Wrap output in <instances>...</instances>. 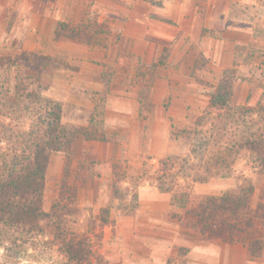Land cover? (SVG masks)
Listing matches in <instances>:
<instances>
[{
    "label": "rangeland",
    "instance_id": "374dc122",
    "mask_svg": "<svg viewBox=\"0 0 264 264\" xmlns=\"http://www.w3.org/2000/svg\"><path fill=\"white\" fill-rule=\"evenodd\" d=\"M193 1L205 13L212 11L206 6L214 7L213 30L204 25L199 44L186 48L153 40L158 52L153 61L164 60L166 64L158 68V76L146 79L141 85L135 80L139 61L144 66L153 62L138 59L130 40L122 34L121 25L127 22L128 11L136 3L143 10L145 2L163 6L165 0H0V58L16 59L23 51H29L62 58L68 65L54 68L31 86L42 100L37 103L20 98L15 88L19 71L0 66V155L11 157L22 152L32 125L37 129L41 124L46 100L61 104L62 124L72 142L52 153L44 210L49 212L59 198L62 180L69 178L71 184L84 182L86 187L79 190L75 211L67 220L76 233L90 234L94 249L103 255L106 264H115L116 260L107 259V253L118 248L115 244L128 247L129 243L121 239L117 228L103 230L101 223L107 215L104 211L109 208L110 213L116 209L125 214L137 207L133 200L135 189L131 186L123 191L127 194L126 202H112V164L119 161L131 173V169L136 172V167L147 163L151 173L157 175L161 158L150 155L151 150L166 153L176 162L188 157L190 143L175 141L171 134L174 129H192L208 107L211 95L219 91L231 94L232 109L264 104V0ZM59 19L75 23L103 21L111 31L105 38L109 45L89 47L69 40L50 41L53 23ZM176 50L187 53V58L178 64L170 60ZM181 66L186 67V72L178 71ZM96 88H101L105 95L106 120L98 139L89 141L80 131L88 126L93 105L89 91ZM141 96L155 105L153 119L140 118ZM77 168L81 169L79 174ZM256 171L251 158H242L230 175L197 183L201 189L195 190L197 184H194L191 200L196 202L207 193L220 195L235 190L244 177L256 181ZM146 183L157 188L150 181ZM136 192L139 195V186ZM173 209L181 211L178 206ZM164 222L161 225L164 228L158 230L159 238L164 240L158 256L164 258L168 243L175 255L167 258L165 264L177 261L186 264L183 259L188 246L208 243L197 233L179 229L169 220ZM176 236L180 244L170 245ZM126 260L127 264L141 261L130 253ZM0 264L67 262L49 232L40 234L26 227L0 226Z\"/></svg>",
    "mask_w": 264,
    "mask_h": 264
},
{
    "label": "trees",
    "instance_id": "16d2710c",
    "mask_svg": "<svg viewBox=\"0 0 264 264\" xmlns=\"http://www.w3.org/2000/svg\"><path fill=\"white\" fill-rule=\"evenodd\" d=\"M109 35L111 31L106 23L97 19L77 23L59 21L53 41L69 40L89 47L106 48L109 42L105 38ZM64 61L55 56L23 51L16 59L0 58V66L19 71L15 88L22 100L35 103L42 100L30 89L31 86L54 68L68 67ZM138 64L135 80L143 85L146 79L158 76V68L166 63L160 60L148 66L140 61ZM89 94L94 107L88 126L80 133L91 141L98 139L100 128L104 126L106 99L98 90L89 91ZM230 96L225 91L211 95L208 107L192 129H174L172 139L189 142L190 153L179 162L170 156L161 159L159 174H152L147 163L138 174H131L128 166L113 163L111 200L125 201L127 194L123 191L130 189L125 186L129 182L135 189L133 200L137 206V187L144 181H150L160 192L171 194L172 205L182 210L181 213H171V219L184 230L197 233L204 240L240 244L248 250L251 258L257 259L264 251V104L232 109L229 107ZM139 110V116L144 120L155 117V105L145 96L139 98ZM44 112L37 129L32 125V132L25 138L20 154L16 152L11 157L0 155V226L26 227L40 234L49 232L67 264H106L103 255L94 249L90 234L76 233L67 220L75 211L84 182L71 184L69 178L62 180L59 198L49 212L44 210L52 153L68 141L72 142L62 124L61 104L46 100ZM245 157L251 158L256 165V181L244 177L235 190L205 195L196 202L191 200L194 184L230 175L237 162ZM80 171L77 168L78 174ZM104 212L107 215L101 227L111 223L109 208Z\"/></svg>",
    "mask_w": 264,
    "mask_h": 264
},
{
    "label": "crops",
    "instance_id": "0c3cea01",
    "mask_svg": "<svg viewBox=\"0 0 264 264\" xmlns=\"http://www.w3.org/2000/svg\"><path fill=\"white\" fill-rule=\"evenodd\" d=\"M138 4L139 3H136L134 7L128 11L129 19L121 25V32L124 37L130 40V44L133 48L132 52L138 56V59L154 62L153 60L157 58L158 52L157 48L154 46L157 43L153 40L161 41L164 44L173 43L180 48L182 46L186 48V46L194 43L199 44L204 25L209 30H213L214 28L212 23L213 15L211 13L215 10L214 7L209 5V7H206L209 8V11L211 8L212 11L205 13L201 5L195 3L193 0H176V2L165 0L163 6L145 2L143 4V10ZM60 20L61 19L53 23V30L49 35L50 41H53L54 32ZM102 22L103 21H100V23ZM185 57L187 58L186 52H179L176 50L172 52L170 60L178 64L176 62L181 61ZM180 70L185 71L186 67L181 66L178 71L180 72ZM96 90L100 91L102 89L96 88ZM92 103L93 109L94 102ZM149 154L156 155V157H160L161 159L168 156L166 153L160 154L152 150ZM143 165L144 163L141 167H136V172L134 169H131V174H138ZM143 183V185L139 186L138 205L135 210L123 214L115 209V211L110 213L111 223L104 226L103 230L107 227L112 229L117 228V231H119L121 235V239L123 238L126 243H129L128 247H121L120 244H115L118 248L115 251L107 253V259L112 261L116 260L114 261L115 264H127V253L140 258L141 261L138 264H165L166 261H168L167 258L175 256L174 248H171V250L169 248V243L163 251L164 258L158 256L162 248L161 245L164 243V240L158 236V230L164 228L161 225L166 223L164 222L166 220L171 221L170 224L176 225L179 229L182 228L175 220L171 219V213H181L182 210L180 208L181 211L173 209L175 206L171 203V194L160 192L159 189L151 187L146 181ZM125 186H131V184L126 182ZM196 189H201L200 185L197 184L195 186V190ZM205 195L216 194L207 193ZM126 200L123 202H126ZM115 201L121 202L120 200ZM149 231H151V233ZM177 237L178 236L174 238V241L170 243V245L174 246L180 244V242H177ZM107 238L110 239L109 236ZM116 239L118 240L119 238ZM207 242V244L198 243L188 246V254L185 256V259H183L186 260L185 263L264 264L262 259L264 251L260 258L253 259L249 256L248 250L240 244H224L210 240H207ZM175 264L180 263L177 261Z\"/></svg>",
    "mask_w": 264,
    "mask_h": 264
}]
</instances>
